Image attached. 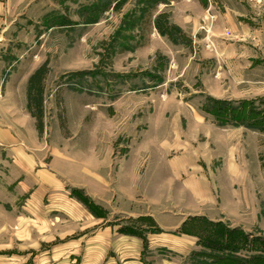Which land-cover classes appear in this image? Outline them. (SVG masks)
Returning a JSON list of instances; mask_svg holds the SVG:
<instances>
[{"label": "rangeland", "instance_id": "1", "mask_svg": "<svg viewBox=\"0 0 264 264\" xmlns=\"http://www.w3.org/2000/svg\"><path fill=\"white\" fill-rule=\"evenodd\" d=\"M109 1L9 7L2 77L20 105L23 77L46 63L45 111L41 131L35 118L2 122L33 127V173L44 167L60 187L20 188L0 148V264L18 249L42 264L65 241L79 256L45 264H253L264 252V0ZM39 189L42 205L74 198L64 239L40 242L46 231L22 209Z\"/></svg>", "mask_w": 264, "mask_h": 264}, {"label": "crops", "instance_id": "2", "mask_svg": "<svg viewBox=\"0 0 264 264\" xmlns=\"http://www.w3.org/2000/svg\"><path fill=\"white\" fill-rule=\"evenodd\" d=\"M106 1V0H103ZM167 3H173V0H166ZM17 4V5H22V6H28L30 4H35V5H42L43 0H0V148L3 151L9 152L10 150L12 151V154L15 156V162L17 165V172L21 173V176L23 175L22 179L24 178V184L19 185L20 188L23 186H26L25 184H31L33 182H37L39 187H42L46 184V186H53V188H59V184H57V180L54 178L50 177L47 175V173H43L46 169L44 167H41L39 170V173H33V168L34 165L36 164V160H39V156L41 154L35 153L31 154L30 150H38L40 151L41 149V144L37 140V135L35 133V130L33 129L32 126L29 124L25 126V128H21L19 126H9L6 125L5 123L2 122L3 119H8L10 117H18V116H23L26 119H34L31 115V112L28 108V99H27V81L28 77L41 65L38 66H30L32 71L29 72L25 77L22 79L21 83V104L18 105L15 102V89L10 84V78L5 79L2 77V71L6 69V73L8 72L9 68H11V65H6L5 60L3 55L7 51V48L4 49V42H8L6 39V32L8 28V24L10 22V9L9 7L12 4ZM105 3V2H103ZM109 5H116L117 0H110L108 2ZM240 14L237 10L234 8H231V11H228L227 13L224 14L226 16L227 20L231 23V26L235 27L236 23V17L235 15ZM258 16L260 21L264 23V8L262 10H258ZM43 16L39 18L41 20ZM46 21L47 19L44 17L43 21ZM248 26V25H247ZM264 28H259L258 27V32L260 30H263ZM50 30V29H49ZM241 31L243 34L245 33H250V28L249 26H243L241 28ZM41 35L38 36L40 38ZM5 38V40H4ZM7 53V52H6ZM38 59V58H37ZM22 63L19 61V64ZM7 66V67H6ZM28 134V139L22 135L23 134ZM44 168V169H43ZM19 175V174H18ZM15 178L14 176H12ZM15 180V179H14ZM101 178L99 179V181ZM41 185V186H40ZM58 190V189H57ZM23 191V190H21ZM38 193H33L31 200L32 201V206H24L22 207L23 210H27L26 208H29L32 210L33 213L36 214L35 220L39 221L38 224H40L41 230L46 231L45 235L40 238V242H51L53 240H58V239H64L66 237V233H63L65 226L60 225V220L61 217L64 219L67 218L69 220L75 219L76 216H78L75 211L76 208H74V198L70 195H68L66 192H56L51 194L48 198L49 200V205H42L43 203V196L41 195V189L38 190ZM91 198L93 200H98L102 201L104 203L105 200L100 198L99 196L92 195ZM78 207H80V204H77ZM82 206V204H81ZM27 212V211H26ZM22 213H25V211H22ZM52 214L51 217L53 219V222L47 223L44 221L46 219L45 214ZM18 221L20 223V220H25V217L23 216L20 218V214H18ZM79 217V216H78ZM51 221V220H49ZM24 222V221H23ZM45 222V223H44ZM22 223V222H21ZM66 230V229H65ZM181 242H186L184 239ZM87 242V245L94 246L95 244H98L102 241L99 239H89ZM98 242V243H96ZM25 244V243H24ZM31 244V243H30ZM33 245H39V242L36 240ZM53 248L50 251L43 252L39 254L40 259L43 258V261H41L42 264H45L46 259L55 261V262H68L69 259L73 258L74 255L79 256V249L78 246L80 243L74 245L72 241H65V242H56L54 244ZM182 246L179 244V248L181 247L183 251L186 250V245L185 243H182ZM89 250L86 253H90L91 249L88 248ZM36 250V249H35ZM94 251V250H93ZM130 250H126V252ZM179 251V250H178ZM18 258L17 256L15 257V254L11 255H4L2 257H7V261H11L12 264H25V261L27 260V255L24 253L25 250H20L18 249ZM22 254V255H21ZM89 256V254H87ZM17 258V259H15ZM140 260V259H139ZM17 262V263H15ZM134 264H143L142 262H134ZM162 264H170L168 261L162 262Z\"/></svg>", "mask_w": 264, "mask_h": 264}, {"label": "trees", "instance_id": "3", "mask_svg": "<svg viewBox=\"0 0 264 264\" xmlns=\"http://www.w3.org/2000/svg\"><path fill=\"white\" fill-rule=\"evenodd\" d=\"M46 78H47V69H46V63H44L41 66H39L28 77V81H27L28 108L31 112L32 117L35 118L37 121V127L39 131H41L42 129V124H43L42 120L45 111L44 96H45ZM252 259H254L253 264H264V252L259 253V255H254ZM223 260H227V259L223 258ZM258 260L261 261V263L260 262L258 263ZM227 261L232 262L231 260H227ZM241 264H250V260L246 259L242 261Z\"/></svg>", "mask_w": 264, "mask_h": 264}]
</instances>
